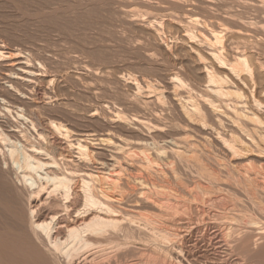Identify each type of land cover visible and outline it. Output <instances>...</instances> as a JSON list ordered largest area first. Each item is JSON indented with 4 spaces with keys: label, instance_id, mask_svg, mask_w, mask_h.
<instances>
[{
    "label": "bare ground",
    "instance_id": "1",
    "mask_svg": "<svg viewBox=\"0 0 264 264\" xmlns=\"http://www.w3.org/2000/svg\"><path fill=\"white\" fill-rule=\"evenodd\" d=\"M8 1L0 264H188L202 224L264 264V0Z\"/></svg>",
    "mask_w": 264,
    "mask_h": 264
},
{
    "label": "rangeland",
    "instance_id": "2",
    "mask_svg": "<svg viewBox=\"0 0 264 264\" xmlns=\"http://www.w3.org/2000/svg\"><path fill=\"white\" fill-rule=\"evenodd\" d=\"M2 3V4H1ZM8 4V5H7ZM4 6V7H3ZM2 7V8H1ZM139 8H141V7H139ZM139 8H138V10H139ZM2 9V10H1ZM141 9H143V8H141ZM141 9L139 10V11H141ZM144 10V9H143ZM2 12H4L3 14H2ZM142 12V11H141ZM144 12V11H143ZM10 13V14H9ZM2 14V15H1ZM4 15V16H3ZM8 16V17H7ZM5 18V19H4ZM7 18V19H6ZM11 18V19H10ZM17 19V20H16ZM18 20H20V17H19V14L17 13V10H16V7H15V5L14 4H12L10 1H8V0H0V31H2L4 28H6V27H8L9 25H10V23H15V21H18ZM117 24V23H116ZM119 25L121 26V24H118V25H116V26H118V27H113L114 29L116 28V30H118V31H122V30H124V28L122 29L121 27H119ZM115 26V25H114ZM124 27H125V25H123ZM13 26H10L9 28H10V30H11V32H12V34H13V32L14 33H16V31H18L16 28H14V29H16L15 31H14V29L12 28ZM128 27L129 26H127V27H125V28H127V29H125L124 31H122L123 33H126L128 36L131 34H133L132 32L133 31H138L137 29H139V28H136L135 30H133L132 31V28L130 27V29H128ZM3 28V29H2ZM139 30H141V29H139ZM126 31V32H125ZM2 33V32H1ZM0 33V34H1ZM21 33V34H20ZM128 33H130V34H128ZM138 33V32H137ZM3 34V33H2ZM1 34V35H2ZM18 34H20L19 36H18ZM30 34V32H22L21 30L19 31V32H17V35L15 34L14 36H18L19 38H21V39H26V36H28ZM125 34V35H126ZM135 34V33H134ZM139 34H141V32L139 31ZM126 35V36H127ZM130 35V37H132ZM169 35V34H168ZM168 35L166 34L165 36V38H168L169 39V41H171V37H168ZM23 36H24V38H23ZM170 36V35H169ZM51 37H54L53 35L51 36ZM28 38V37H27ZM55 39H56V36H55ZM41 40V39H40ZM39 39H38V42H43V41H40ZM37 41V40H36ZM159 41H160V39H159ZM19 43H21V42H19ZM181 42H179L178 43V45H181L180 44ZM119 58H120V56H118ZM123 58H125V56L124 57H121L119 60H122ZM130 61H131V58H130ZM132 61H133V59H132ZM123 64H121L120 62L119 63H117V64H113V66L111 65V67H112V69L113 70H116L117 71V73L119 72V71H121L122 72V69H123V71L128 67V66H131V65H129L128 63V66H126V62L124 63V62H122ZM138 62L137 61H135L134 63L132 62V66H134V65H136V66H134V68L131 66L130 68L128 67L127 69H126V71H130V72H134L136 75H140V76H145L146 75V73H147V75L149 74V72H151V71H147L146 72V69H145V71L143 70L144 68L141 66V67H139L141 64H137ZM121 64V65H120ZM116 65H117V67H116ZM119 66H120V68H119ZM124 66L126 67V68H124ZM121 67H122V69H121ZM118 68V69H117ZM136 68V69H135ZM138 68V69H137ZM141 68H143V69H141ZM131 69V70H130ZM134 69V70H133ZM141 69V70H140ZM115 71V72H116ZM125 71V73H127ZM142 71V72H141ZM146 72V73H145ZM154 72H152V74H153ZM152 74H149V76H151ZM146 75V76H147ZM151 77H153V76H151ZM155 77V76H154ZM77 98H79V97H77ZM86 100V99H85ZM84 100V98H79V99H77V101H78V103L80 104V113H84L85 112V109H83V107L84 108H86V104L87 103H89V102H87V101H85ZM83 111V112H82ZM227 159V160H226ZM225 160H226V162L228 161V157L226 158ZM44 198H46V195H43V197H42V199L44 200ZM56 201V202H55ZM40 201H38V200H36L35 202H34V204H36V206H38L37 207V210L39 211V215H42V216H44V217H46V216H48L49 214H51V213H53V212H56V211H58V212H60L61 211V208L58 206V205H56V203H58L59 204V202H58V200H56L55 198L53 199H49L48 200V202H47V204H42V203H39ZM52 203V204H50V203ZM56 209H54V208ZM55 210V211H54ZM208 212H210V214H212L213 212L215 213V211H213V210H210V211H208ZM61 213V212H60ZM209 214V213H208ZM46 215V216H45ZM206 229V231H205V229H204V231H203V227ZM201 228H197V227H192V228H189L188 229V234L187 235H185V239L182 241V244L184 245V244H186V245H189V246H186V245H184V247L186 248V250L189 252L190 250L192 251H190L189 253H188V256H189V258H191L190 260L191 261H189V260H187V263L188 264H192V262L194 263V261L196 260V259H194V258H196V256H197V263H196V261H195V263L196 264H248L247 262H243V260H240L239 258H237V256L236 255H234V254H232L231 252H230V250H229V248H228V246H225V243L224 242H220L218 239V237H216V235H214V234H216L215 232H216V229L215 228H212V227H209V226H205V224H202L201 226H200ZM208 227V228H207ZM194 229V230H193ZM200 230L199 232H198V230ZM212 230V231H210V230ZM213 229H215V230H213ZM192 230V231H191ZM207 230H208V232H207ZM225 230V229H224ZM223 230V231H224ZM202 231V232H201ZM193 232V233H192ZM204 232V233H203ZM211 232V233H210ZM191 234H192V236H191ZM209 234V235H208ZM191 236V237H190ZM213 236V237H212ZM209 237V238H208ZM210 237H212L211 239H210ZM190 238H191V240H190ZM208 239H210V240H208ZM212 240V241H211ZM185 241H186V243H185ZM190 243H189V242ZM196 241V242H195ZM217 241L219 242V243H217ZM188 242V243H187ZM194 242V243H193ZM216 243V244H215ZM221 243H222V245H221ZM215 244V245H214ZM196 245V246H195ZM199 245V246H198ZM215 246V247H214ZM222 246V247H221ZM224 246V247H223ZM189 248V249H188ZM224 248H228V252H227V249H224ZM193 249V250H192ZM198 250V251H197ZM196 252V253H195ZM229 253V254H227V253ZM199 253V254H198ZM221 255V256H220ZM224 256V257H223ZM233 257V258H232ZM236 257V258H235ZM188 258V259H189ZM221 260H220V259ZM143 259V260H142ZM145 259V260H144ZM193 259V260H192ZM218 259V260H217ZM141 264H147L148 262V264H154L152 261L150 262L149 260H150V258L149 257H147V256H142V258H141ZM201 262H200V261ZM214 260V261H213ZM205 261V262H204ZM208 262V263H207ZM194 263V264H195ZM155 264H160V263H155ZM252 264V263H251Z\"/></svg>",
    "mask_w": 264,
    "mask_h": 264
}]
</instances>
